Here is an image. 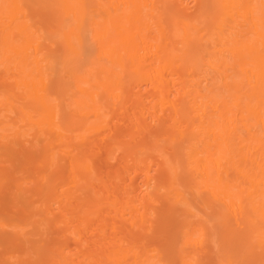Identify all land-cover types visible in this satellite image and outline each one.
Segmentation results:
<instances>
[{
  "label": "bare ground",
  "instance_id": "obj_1",
  "mask_svg": "<svg viewBox=\"0 0 264 264\" xmlns=\"http://www.w3.org/2000/svg\"><path fill=\"white\" fill-rule=\"evenodd\" d=\"M0 264H264V0H0Z\"/></svg>",
  "mask_w": 264,
  "mask_h": 264
}]
</instances>
